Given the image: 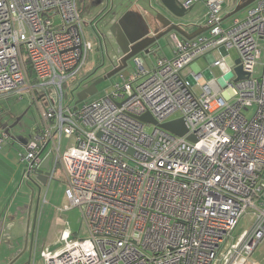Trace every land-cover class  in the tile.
I'll return each mask as SVG.
<instances>
[{"label": "built area", "instance_id": "built-area-1", "mask_svg": "<svg viewBox=\"0 0 264 264\" xmlns=\"http://www.w3.org/2000/svg\"><path fill=\"white\" fill-rule=\"evenodd\" d=\"M180 2L203 3L206 31L192 39L172 32L170 57L147 66L134 55L128 75L119 71L101 97L74 108L62 102L64 85L92 46L77 0H0V93L30 90L41 120L21 155L24 176L48 158L47 181L61 170L68 208H79L87 232L46 251L44 264H256L248 259L264 239V0L227 24L225 0ZM231 48L249 77L233 83L230 75L228 92L200 71L181 76L220 49L211 65L232 71ZM146 112L158 123L182 118L188 131L141 122ZM63 137L72 144L61 151ZM248 211L251 228L231 243Z\"/></svg>", "mask_w": 264, "mask_h": 264}, {"label": "rangeland", "instance_id": "rangeland-1", "mask_svg": "<svg viewBox=\"0 0 264 264\" xmlns=\"http://www.w3.org/2000/svg\"><path fill=\"white\" fill-rule=\"evenodd\" d=\"M78 1L81 6L83 4L85 6L83 8L85 19H82L85 25V35L92 46L88 51L87 60L83 68L68 84L64 85L65 95L62 102L64 105L71 107H74V105L80 106L83 103H88L101 97L117 78V74H115L102 81L97 85L96 93L89 95L83 101L76 104V94L89 85L95 77L110 70L120 56L119 46L109 31V22L112 18L120 17L125 11L130 9L134 2H137L136 4L141 8L147 9L151 15H155V11L167 13L159 0H151L152 4L150 5L148 0ZM100 2L102 3L100 4ZM106 2L108 3L107 7H105ZM136 4L135 7H137ZM245 9L246 7L235 15L241 17ZM202 15L201 11L194 9L190 10L182 18L176 19L178 22L187 21V24H204L205 17ZM95 31L105 35L103 52L98 48L99 40ZM158 45L160 46L159 49L171 48L170 33L161 37L158 40ZM149 56L154 58L153 53H150ZM212 56L215 59H219L221 53L218 50H214ZM141 57L144 61L151 58L146 54H141ZM228 57L232 60L236 59L238 57L237 51L234 48L229 49ZM194 63L197 66V71H200L203 77V72L208 70L216 78L224 73L227 77L231 75L232 78L233 72L227 70L226 63L211 65V60H206L205 58H198ZM132 68L133 60L129 59L127 66L121 72L124 75H128L132 71ZM260 70V67L256 66L253 75L259 76ZM187 71L188 69L184 68L181 71V76L184 77ZM223 81L227 85V81ZM193 90L198 93L197 86L194 85ZM51 98L54 99L57 106L58 98L55 93L51 95ZM39 100L43 105L47 104L45 103V99L39 98ZM0 110V131L5 132L8 129L0 150V221L3 220L1 214L6 213V211L8 213L10 206H12L9 213L10 216H14L15 212H18L17 218H23L27 221L28 215H30L29 235L27 237L22 235V237L12 240L14 246L19 244L20 248L17 251L13 250L11 252L7 248L6 240H3L0 250V264H22L26 258H29L30 264H44L43 253L53 248L59 249L66 242L74 238H83L87 235V232L82 223L79 208H68V200L65 196V184L59 168L55 172L54 179L45 184L39 182L34 175L24 176L26 166L24 163H21V155L27 153V146L33 140L35 130L41 126L39 111L33 102L30 90L22 89L20 91L0 93ZM254 110L253 107L247 111V116L250 117ZM171 118H175V116ZM152 130L153 127L151 125L146 126L147 132H151ZM71 144L72 139L63 137L61 151H64ZM254 219L255 214L252 211H248L243 215L232 231L230 242L236 243L241 234L251 228ZM33 221L35 223L34 226ZM32 227H34L33 231ZM32 233L33 242L31 241ZM26 240L28 241L27 247L23 250ZM0 243L2 242L0 241ZM252 261L264 264V240L257 245L249 257L248 262Z\"/></svg>", "mask_w": 264, "mask_h": 264}, {"label": "water", "instance_id": "water-1", "mask_svg": "<svg viewBox=\"0 0 264 264\" xmlns=\"http://www.w3.org/2000/svg\"><path fill=\"white\" fill-rule=\"evenodd\" d=\"M159 1L166 9L168 15L155 11L154 16H150L151 14L147 13L146 19L138 22V20L135 18V12L127 10L120 17L116 18V20L111 24L109 31L116 39L115 41L119 46L120 56L117 58L116 63L112 65V68L109 71L100 77L94 78L89 85L76 94V104L83 101L89 95L96 93L97 85L125 68L127 66L128 60L134 55L139 53L149 54L152 50V47L156 45L158 40L161 37L169 34L171 31L177 32L185 39H192L206 30V27H197L192 33H187V31L183 28L185 24L177 21L176 18H182L185 16L193 6L185 9L182 6L180 0ZM254 1L255 0H242L236 5L233 11L227 15V17L236 14L245 7H248ZM116 27L121 30L123 35H120L119 32L117 33ZM233 64L234 67L232 68V72L235 76L233 83L238 82L239 80L247 79L249 77V73L242 70L239 57L233 61ZM138 119L144 123L155 124L163 130L177 136H183L188 131L182 118H175L163 123H158L149 112H146L138 116ZM187 139L192 142L196 141L193 135H188ZM48 169L49 159L46 158L41 166L34 172L36 179L42 184L46 183V176L49 173Z\"/></svg>", "mask_w": 264, "mask_h": 264}, {"label": "crops", "instance_id": "crops-1", "mask_svg": "<svg viewBox=\"0 0 264 264\" xmlns=\"http://www.w3.org/2000/svg\"><path fill=\"white\" fill-rule=\"evenodd\" d=\"M137 1V0H136ZM236 1L237 0H225V4H224V7H223V21H224V23L223 24H227V23H229L230 22V20H231V18L232 17H237L238 15H231V16H228L227 17V15H229L232 11H233V9L235 8V3H236ZM148 2H149V5L150 4H152L151 3V0H148ZM102 2H100V4H101ZM137 2H134V4L130 7V9H128V10H131V11H133V12H135V14L136 13H138L142 18H144V17H146V14L148 13V11H147V9H144V8H141L140 6H138V4H136ZM135 4L137 5V7H135ZM253 4V3H252ZM251 4V5H252ZM111 5H112V3H111ZM251 5H249V6H251ZM108 6V3L106 2V4H105V7H107ZM193 7H192V9L191 10H194V9H196L197 11H201L202 12V16H204V5H203V3L202 2H197V3H195L194 5H192ZM85 6H84V4L81 6L80 5V2L77 0V8H78V10H79V12H80V15H81V17L82 18H84L85 16L83 15L84 13H83V8H84ZM104 7V8H105ZM191 7V6H190ZM247 9V8H246ZM246 9H245V11H246ZM189 12V11H188ZM187 12V13H188ZM164 13V12H163ZM151 14V13H150ZM164 14H166V15H168V13H164ZM244 14H245V12H244ZM243 14V15H244ZM242 15V16H243ZM154 16V15H153ZM205 17V16H204ZM85 19V18H84ZM114 19H116V18H112L110 21H112V20H114ZM179 22H182L183 24H185L184 25V30H186L187 31V33H192L197 27H205L204 26V24H202V23H199V24H192V23H189V24H187L188 22L187 21H179ZM91 24H92V22H91ZM206 31V30H205ZM204 31V32H205ZM172 32H174V31H171L170 32V35H171V33ZM177 33V32H176ZM178 34V33H177ZM179 35V34H178ZM180 36V35H179ZM180 37H182V36H180ZM183 38V37H182ZM171 39V38H170ZM160 48V46L158 45V42L156 43V45H154L153 47H152V50H151V54L153 53L154 54V58H152L151 56H149V54H146V55H148V57H151V58H149V59H146V61H145V63H146V65L147 66H149V65H151L152 63H153V61H155L158 57H170L171 55H172V48H173V44H172V41H171V48H169V49H167V48H162V49H159ZM154 49V50H153ZM156 50V51H155ZM214 51V50H213ZM212 51V52H213ZM220 53H221V55L222 54H225V51L223 50V49H220V50H218ZM212 52H211V54H209V55H207L206 57H201V58H205L206 60H211V58L213 57L212 56ZM141 54H145V53H139V54H137L138 56H141ZM132 59V58H131ZM230 60L233 62L234 60H232L231 58H230ZM187 69H188V71H187V73H186V75H184V78H190V73L191 72H195V71H197V66H196V64L195 63H192L191 64V66L189 67H186ZM183 70V69H182ZM181 70V71H182ZM203 74H204V77H203V79H207V78H209V77H211L212 76V74L210 73V71H208V70H205L204 72H203ZM213 77H215V76H213ZM216 78V77H215ZM202 79V80H203ZM217 80H218V83H219V85L223 88V91L224 92H228V89H229V87L227 86V85H225V82L223 81V80H225L226 81V79H228V77L226 76V75H223V74H221L220 76H218L217 78H216ZM223 81V82H222ZM0 113H1V110H0ZM37 130V129H36ZM35 130V131H36ZM1 132L2 131H0V134H1ZM5 132H6V130H5ZM26 177V176H25ZM34 177H35V175H34ZM36 178V177H35ZM46 183H49L48 181H47V178H46ZM11 209H12V206H10L9 207V212L7 213V211H6V213L4 212V214L2 213L1 215L3 216V220L2 221H0V241L2 242V243H0V250H1V248H2V244H3V240H6V244H7V248L8 249H10L11 250V252L13 251V250H18L20 247H19V244L17 245H15L14 246V242L12 241L13 239H17V238H19V237H22V235H25V237H27L28 235H29V217H30V215H28V218H27V221L25 220V219H23V218H20V219H18L17 218V216H18V212H15V214H14V216H10L9 215V213H10V211H11ZM1 213V212H0ZM24 222H23V221ZM34 221H35V219H34ZM34 221H33V226H34ZM24 223H25V225H24ZM33 228L34 227H32V231H33ZM23 231H25V232H23ZM28 239V238H27ZM33 240V233H32V238H31V241ZM264 240V239H263ZM27 240H26V244L24 245V249L23 250H25L26 249V247H27ZM33 242V241H32ZM16 247V248H15ZM54 249V248H53ZM53 249H51V250H53ZM44 254V253H43ZM11 256V255H10ZM42 257H43V255H42ZM257 263V262H256ZM217 264H225L224 263V261L221 259L220 261H218L217 262ZM258 264V263H257Z\"/></svg>", "mask_w": 264, "mask_h": 264}, {"label": "flooded vegetation", "instance_id": "flooded-vegetation-1", "mask_svg": "<svg viewBox=\"0 0 264 264\" xmlns=\"http://www.w3.org/2000/svg\"><path fill=\"white\" fill-rule=\"evenodd\" d=\"M150 16H153V15H150ZM135 18L138 20V22H141L143 19H146V17H144V18H142L138 13H136L135 14ZM116 19H114V20H112V21H110L109 23V25L111 26V24L115 21ZM110 28V27H109ZM116 31H117V33L119 32V34L120 35H123L122 34V32H121V30L119 29V28H117L116 27ZM95 33H96V35H97V37H98V40H99V42H102L103 43V45H105V35H103V34H101V33H99L98 31L96 32L95 31ZM114 39H115V37H114ZM116 40V39H115ZM111 69V68H110ZM109 71V70H108ZM107 72V71H106ZM105 72V73H106ZM102 75H104V73L103 74H101V75H99V76H97V77H100V76H102ZM97 77H95V78H97ZM22 264H30V260H29V258H26V260H24L23 262H22Z\"/></svg>", "mask_w": 264, "mask_h": 264}, {"label": "trees", "instance_id": "trees-1", "mask_svg": "<svg viewBox=\"0 0 264 264\" xmlns=\"http://www.w3.org/2000/svg\"><path fill=\"white\" fill-rule=\"evenodd\" d=\"M28 70L31 71V70H30V67H28Z\"/></svg>", "mask_w": 264, "mask_h": 264}]
</instances>
